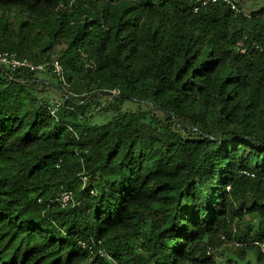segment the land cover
I'll return each instance as SVG.
<instances>
[{
    "label": "trees",
    "instance_id": "obj_1",
    "mask_svg": "<svg viewBox=\"0 0 264 264\" xmlns=\"http://www.w3.org/2000/svg\"><path fill=\"white\" fill-rule=\"evenodd\" d=\"M234 1L0 0V49L67 80L52 114L0 64V264H214L235 222L264 264V7ZM111 94L138 109L82 118Z\"/></svg>",
    "mask_w": 264,
    "mask_h": 264
},
{
    "label": "rangeland",
    "instance_id": "obj_2",
    "mask_svg": "<svg viewBox=\"0 0 264 264\" xmlns=\"http://www.w3.org/2000/svg\"><path fill=\"white\" fill-rule=\"evenodd\" d=\"M264 7V0H245L243 10L247 13H251L252 10L261 9ZM38 81H36V88L39 91L40 96L44 101L49 103L62 102L63 94L58 89L57 79L53 76L52 72L46 70L37 72ZM78 98V97H76ZM119 104L123 109H138L137 102L130 100L122 102L120 98L115 94L94 97L88 105L87 114L82 118L91 122H103L110 119L116 112L115 107ZM249 202V199L246 200ZM236 223V222H235ZM234 223V225H235ZM236 226V225H235ZM216 252L218 257L215 258L214 264H226L229 261L236 264H258L256 262L257 250L252 248L246 255L241 256V250L233 245L223 244L221 242H215ZM263 264V263H259Z\"/></svg>",
    "mask_w": 264,
    "mask_h": 264
},
{
    "label": "built area",
    "instance_id": "obj_3",
    "mask_svg": "<svg viewBox=\"0 0 264 264\" xmlns=\"http://www.w3.org/2000/svg\"><path fill=\"white\" fill-rule=\"evenodd\" d=\"M226 2L231 5V7L235 10H237V5L234 0H197V4L195 5L194 10L197 11L199 7L202 5L208 4L210 2ZM0 64L6 66L8 69L14 71L17 69H28L30 71L35 72H41L46 71L48 68L51 67L52 72L56 74V76L63 82L64 85H67V80L65 77V70L62 65V63L59 60H54L52 62H35L29 57H23L19 56L16 52H11L8 50L0 49ZM60 106V102H56L51 108V113L56 114V111L58 107ZM246 173H250L249 171H245ZM254 175V173H251ZM72 197V191L71 190H64L61 191L56 200L61 202L63 205L67 204L68 201ZM237 227L233 225L232 230L230 233L221 232L218 238V242H221L223 244L233 245L234 247L241 249L243 246L247 244L245 240H239L236 238L237 234ZM216 241V242H217ZM250 243H252L254 246L258 247L263 253H264V238H252L250 240ZM83 246H86V244L83 242ZM90 249L91 246H88ZM98 252L101 255L109 256L108 253H106L103 249H99ZM206 255L209 257H212L213 260L218 257L216 252L215 243L213 244H207L206 246ZM114 264H117L116 260H114Z\"/></svg>",
    "mask_w": 264,
    "mask_h": 264
}]
</instances>
